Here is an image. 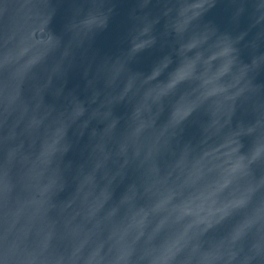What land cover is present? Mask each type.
Returning <instances> with one entry per match:
<instances>
[{
    "label": "water",
    "instance_id": "1",
    "mask_svg": "<svg viewBox=\"0 0 264 264\" xmlns=\"http://www.w3.org/2000/svg\"><path fill=\"white\" fill-rule=\"evenodd\" d=\"M0 264H264V0H0Z\"/></svg>",
    "mask_w": 264,
    "mask_h": 264
}]
</instances>
